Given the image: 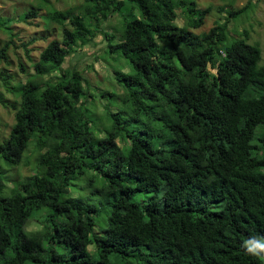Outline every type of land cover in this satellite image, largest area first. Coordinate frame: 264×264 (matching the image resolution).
<instances>
[{
  "label": "trees",
  "instance_id": "1",
  "mask_svg": "<svg viewBox=\"0 0 264 264\" xmlns=\"http://www.w3.org/2000/svg\"><path fill=\"white\" fill-rule=\"evenodd\" d=\"M212 8L195 0H82L47 9L44 23L61 33L37 60L23 45L33 73L10 84L12 74L0 70L15 96L0 95L14 110L0 140V264H264L242 248L264 236L262 51L247 28L229 27L247 5L218 8L224 19L197 31ZM37 15L28 9L19 20ZM114 15L113 31L102 29ZM11 22L0 17L10 35L0 46L5 62L15 44ZM88 46H99L105 77L120 94L90 87L83 55L63 69ZM96 96L123 108L103 104L99 117L87 107ZM31 140L35 169L10 186L2 172L22 162ZM87 170L90 183L101 177L97 201L68 194ZM137 193L146 196L137 201ZM43 206L47 223L25 231Z\"/></svg>",
  "mask_w": 264,
  "mask_h": 264
},
{
  "label": "rangeland",
  "instance_id": "2",
  "mask_svg": "<svg viewBox=\"0 0 264 264\" xmlns=\"http://www.w3.org/2000/svg\"><path fill=\"white\" fill-rule=\"evenodd\" d=\"M200 7H206L211 5L212 10L207 15L205 23L197 31L207 30L210 26L213 25L215 20L224 19L225 11L218 12L217 9L222 6L232 7V8H241L244 5L248 6V11L240 15L236 20H233L229 27L231 31L236 28L245 27L249 30L250 43H258L262 51V61L264 62V0H195ZM82 0H0V17L11 19L9 26L13 33L14 45H10L7 55L8 62L0 59V70H6L8 73L12 74L13 78L10 80V84H14L17 81H25L30 74L33 73L32 60L28 59L23 45H27L29 49V55L33 60H37L38 54L41 49L47 44V42L53 38L60 37V29L57 25L49 26L44 23L43 17L47 14V9L52 7L55 9H67L69 7H79ZM34 9L37 11V17L28 18L27 21L30 23L19 20L24 11L28 9ZM227 9V8H226ZM119 15L112 16L107 23H103L102 29L110 32L113 31L112 28L115 27L118 23ZM48 29V30H46ZM10 38L8 30L4 27H0V46L4 42L8 41ZM102 39V34L98 33L94 37L93 41L97 44L100 43ZM86 50L79 49L77 47V52L71 53L67 58L64 64L62 65L63 69H67L69 66L75 64L77 58L83 55L81 58L82 65L88 63V67L84 69L83 75L90 83V87L96 89H108L115 95L120 94L121 88L119 85L114 82L111 77H105L107 71L106 62L99 58V46H95L92 49L91 46ZM92 50V51H88ZM95 55V56H94ZM110 58V56H109ZM92 61V62H91ZM125 62V60H122ZM19 63H23L26 67L27 72L23 73L20 70ZM92 63V67L90 66ZM112 64V62H111ZM128 67V64L125 63ZM121 65V64H120ZM113 66V65H111ZM125 67V68H127ZM55 74H58L56 72ZM105 77V78H104ZM0 95L2 100L5 101H14L15 96L12 92L8 91L2 84L0 80ZM107 98V97H106ZM97 97L94 102L91 100L87 102V107L93 112H97L99 117L103 115V104L112 103L114 104L113 109L123 108L122 103L119 100H114L111 97L108 99ZM102 110V111H101ZM101 111V112H100ZM14 122V110L10 107H5L0 102V140L5 138L8 135V132L11 128V125ZM261 126V125H260ZM30 148L25 151L24 158L22 162L15 167L6 168L2 173L8 178L7 184L12 185L14 181H19L25 176L29 175L35 169V152L31 151L33 146V140L29 143ZM92 172L87 170L83 174H79L78 178L74 181V184L69 188V195L74 197H87L91 196L97 201L102 198V193L100 190L103 186L101 177H94L93 182L90 183L88 178ZM146 194L137 193L135 199L137 201H142L145 198ZM49 209L46 206H43L40 209L34 210L32 213V218L27 225L25 226V231H30L39 228L40 223L45 225L47 222L45 216L48 214ZM37 218V219H36ZM40 223H39V221ZM46 244V243H45ZM55 248L63 252L64 254L68 253V250L62 246L55 245ZM88 251L93 259H97V253L95 250L94 244L88 246ZM110 260L113 262H118L117 258L114 255L110 256ZM123 260H121L122 262Z\"/></svg>",
  "mask_w": 264,
  "mask_h": 264
},
{
  "label": "clouds",
  "instance_id": "3",
  "mask_svg": "<svg viewBox=\"0 0 264 264\" xmlns=\"http://www.w3.org/2000/svg\"><path fill=\"white\" fill-rule=\"evenodd\" d=\"M242 248L247 255L264 259V236L254 235L242 242Z\"/></svg>",
  "mask_w": 264,
  "mask_h": 264
}]
</instances>
